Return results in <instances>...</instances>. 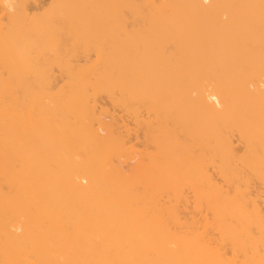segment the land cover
Segmentation results:
<instances>
[{
  "label": "bare ground",
  "instance_id": "1",
  "mask_svg": "<svg viewBox=\"0 0 264 264\" xmlns=\"http://www.w3.org/2000/svg\"><path fill=\"white\" fill-rule=\"evenodd\" d=\"M32 1L0 0V264H264V0Z\"/></svg>",
  "mask_w": 264,
  "mask_h": 264
},
{
  "label": "rangeland",
  "instance_id": "2",
  "mask_svg": "<svg viewBox=\"0 0 264 264\" xmlns=\"http://www.w3.org/2000/svg\"><path fill=\"white\" fill-rule=\"evenodd\" d=\"M32 2L29 4L30 6H28V11L29 13L31 12V14L37 13L43 8L46 9L50 1L49 0H38V1L33 0ZM205 3L208 4L209 1L205 0ZM1 6L2 5L0 2V20H4L5 13L2 11ZM57 75H58V78L61 77L58 73ZM59 80L61 79L59 78ZM96 104L99 108V111L102 110L104 112L103 115H105V117L103 115L102 117L105 119V121L109 123H113L114 128H115V133H123V135H126L125 137L126 141L129 142L131 146H134L135 150L143 151V146H144L143 139L144 138L140 136L138 127L135 126V121L133 117L123 112L121 109L111 106L109 104V100L106 97H100ZM251 190L253 194L257 195L258 202L261 203L262 200L264 199V191L261 190V187L258 184H254ZM261 208L264 209L262 204H261ZM192 212H193L192 208H188V209L186 208V210L180 209L179 214L183 221H189L190 218L194 217V215L190 214ZM196 219H200V217H197ZM225 254H226V258L231 257V252L229 250H226Z\"/></svg>",
  "mask_w": 264,
  "mask_h": 264
}]
</instances>
